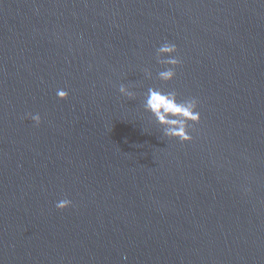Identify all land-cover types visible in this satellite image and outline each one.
<instances>
[{
	"label": "water",
	"instance_id": "95a60500",
	"mask_svg": "<svg viewBox=\"0 0 264 264\" xmlns=\"http://www.w3.org/2000/svg\"><path fill=\"white\" fill-rule=\"evenodd\" d=\"M0 264H264V0H0Z\"/></svg>",
	"mask_w": 264,
	"mask_h": 264
},
{
	"label": "clouds",
	"instance_id": "9594fccd",
	"mask_svg": "<svg viewBox=\"0 0 264 264\" xmlns=\"http://www.w3.org/2000/svg\"><path fill=\"white\" fill-rule=\"evenodd\" d=\"M177 47L175 44L165 42L156 49V61L162 66L161 71L157 73L160 81L171 82L175 76V69L180 61L176 58ZM148 79L152 78L149 71L145 72ZM122 96L133 99L134 94L123 85L119 87ZM57 98L66 100L68 93L65 90H57ZM175 90L163 91L159 88H149L145 98V110L150 112L156 121L164 127V137L175 139L181 143H189L192 137L189 135V125L199 124L201 116L198 109V101L195 98L179 100ZM30 119L37 125L41 123L39 114L31 115ZM71 206V201L62 199L56 203V208L60 211Z\"/></svg>",
	"mask_w": 264,
	"mask_h": 264
}]
</instances>
